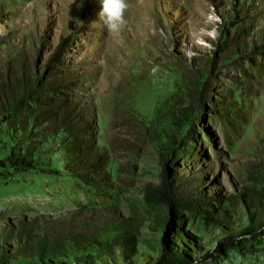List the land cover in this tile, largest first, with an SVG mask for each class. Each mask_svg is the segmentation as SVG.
Segmentation results:
<instances>
[{"label":"rangeland","instance_id":"1","mask_svg":"<svg viewBox=\"0 0 264 264\" xmlns=\"http://www.w3.org/2000/svg\"><path fill=\"white\" fill-rule=\"evenodd\" d=\"M126 2L114 33L98 19L100 0H0V79L42 75L58 93L36 89L33 102L0 116L2 264H95L103 248L121 264L123 236L135 238L132 264L155 257L163 210L142 186L158 182L167 152L179 190L208 198L182 226L204 250L216 222L246 223L237 194L264 185V0ZM60 41L59 65L46 72ZM52 99L70 102L85 142L77 155L48 134ZM25 127L29 143L43 139L33 169L4 163L21 139L11 129ZM197 264H264V233Z\"/></svg>","mask_w":264,"mask_h":264},{"label":"trees","instance_id":"2","mask_svg":"<svg viewBox=\"0 0 264 264\" xmlns=\"http://www.w3.org/2000/svg\"><path fill=\"white\" fill-rule=\"evenodd\" d=\"M67 44L68 42L60 41L53 48L43 66L46 72L59 65V57L63 53L62 49ZM44 70L42 73H44ZM16 85L18 86V91L16 90ZM43 85L45 84H43L42 75L28 76L25 80L20 78L19 81H14L12 85L6 79H0V116L3 121L5 122L11 114L16 113L19 108L21 109L22 106H25V102H33V93L36 89L37 91H51L52 94H58L56 90L48 86L43 87ZM54 100L52 99L49 102L48 108H50L51 113L48 114L47 118L57 124H52L54 128L48 134L60 135L61 138L66 139L65 146L68 152L70 151L77 155L84 149L85 142L75 133V128L73 127L76 120L75 122H70V119H74L71 115L70 102L68 105L66 103L62 105L61 101L54 102ZM41 102L42 105L47 104L45 101ZM27 109L25 108V110ZM177 114L183 118L186 117L182 111L177 112ZM11 130L13 133H19L21 139L18 143L12 145L4 163L13 168L33 169L34 145L41 144L43 139L37 143H29L30 130L25 134L21 133L24 130L26 131V127L22 130H16L15 128ZM20 143H23L24 148L19 147L21 146ZM169 157L170 154L167 152L164 158L161 159L158 182L156 184L145 183L142 186L145 202L160 206L163 210L155 222L156 228L160 230V236L157 240V254L153 258H141L142 264H197L215 256L224 255L228 249L237 245L239 240L244 237L252 236L257 232L264 233V185L250 189L244 188L242 192L237 194V200L242 204L246 223L234 224L233 221H225L227 224H221V222H216L215 228L217 234H213L209 239L210 241L213 240V245L211 249L204 250V246L199 243V239L189 235L182 229V226L188 217L196 214L204 206L209 205L207 203L208 198L207 196H203L205 195L203 193H199V196L196 194L197 196L192 198L179 190V186L182 185L179 182V178L166 170V161ZM0 164L3 165V162H0ZM259 174L264 175L263 168L259 170ZM195 178L193 176L192 179L199 181V178ZM185 180L188 179L185 178ZM134 239L133 236H123L115 244L118 257L120 258L119 263L132 264L130 262L131 257L128 255L129 253H132L133 261L139 257L132 251ZM77 251L80 250H74L71 253ZM101 251L102 257H104L102 259L104 260H99L95 264H108L107 261L110 264H115L114 255L111 250L103 248ZM87 252L88 255H91L90 253H94V250L88 249ZM36 259L38 264H51L48 262V259H44L41 256H37ZM0 264H2V261H0Z\"/></svg>","mask_w":264,"mask_h":264},{"label":"clouds","instance_id":"3","mask_svg":"<svg viewBox=\"0 0 264 264\" xmlns=\"http://www.w3.org/2000/svg\"><path fill=\"white\" fill-rule=\"evenodd\" d=\"M100 2L99 21L109 32H119L125 23L124 13L128 7L126 0H100Z\"/></svg>","mask_w":264,"mask_h":264}]
</instances>
